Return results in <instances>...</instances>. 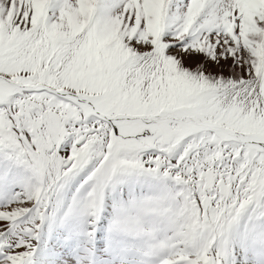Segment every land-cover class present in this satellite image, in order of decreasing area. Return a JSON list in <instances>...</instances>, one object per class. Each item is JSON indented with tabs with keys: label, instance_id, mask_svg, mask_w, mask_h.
Masks as SVG:
<instances>
[{
	"label": "snow or ice",
	"instance_id": "snow-or-ice-1",
	"mask_svg": "<svg viewBox=\"0 0 264 264\" xmlns=\"http://www.w3.org/2000/svg\"><path fill=\"white\" fill-rule=\"evenodd\" d=\"M0 264H264V0H0Z\"/></svg>",
	"mask_w": 264,
	"mask_h": 264
}]
</instances>
